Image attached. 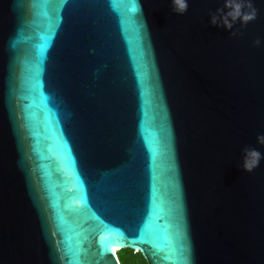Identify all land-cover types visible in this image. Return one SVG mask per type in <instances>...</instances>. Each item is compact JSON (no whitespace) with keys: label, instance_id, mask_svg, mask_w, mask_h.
<instances>
[{"label":"water","instance_id":"obj_1","mask_svg":"<svg viewBox=\"0 0 264 264\" xmlns=\"http://www.w3.org/2000/svg\"><path fill=\"white\" fill-rule=\"evenodd\" d=\"M262 137L264 0H0V264H264Z\"/></svg>","mask_w":264,"mask_h":264},{"label":"clouds","instance_id":"obj_2","mask_svg":"<svg viewBox=\"0 0 264 264\" xmlns=\"http://www.w3.org/2000/svg\"><path fill=\"white\" fill-rule=\"evenodd\" d=\"M177 2H178V0H174V5L177 4ZM186 8H187V4L186 3H183L181 6H174L173 11L182 13V12L186 11ZM135 11L139 12L140 14H142V8H141V6L139 4H137V6L135 8ZM253 17H254V13H253V16L252 17H249V18H253ZM210 23L212 25H214V26H217V27L220 26L217 23V17L214 14L211 15ZM145 26H146V23H145ZM232 35H235V33H232ZM255 43L257 45H259L260 44V41L257 40ZM261 139L264 140V137H262Z\"/></svg>","mask_w":264,"mask_h":264},{"label":"rangeland","instance_id":"obj_3","mask_svg":"<svg viewBox=\"0 0 264 264\" xmlns=\"http://www.w3.org/2000/svg\"><path fill=\"white\" fill-rule=\"evenodd\" d=\"M120 254L123 264H146L145 262L141 261L139 257L130 255L124 251H121Z\"/></svg>","mask_w":264,"mask_h":264},{"label":"trees","instance_id":"obj_4","mask_svg":"<svg viewBox=\"0 0 264 264\" xmlns=\"http://www.w3.org/2000/svg\"><path fill=\"white\" fill-rule=\"evenodd\" d=\"M121 251H124L125 253H128V254H130V255L137 256V257H139V259H140L141 261L144 262V260L142 259V257L140 256V254H139L138 251H135V252H134V251L131 250V249L125 248V249H119V250H116V251H115V254H116V257H117V259H118L119 264H123V262H122V260H121V254H120Z\"/></svg>","mask_w":264,"mask_h":264},{"label":"bare ground","instance_id":"obj_5","mask_svg":"<svg viewBox=\"0 0 264 264\" xmlns=\"http://www.w3.org/2000/svg\"><path fill=\"white\" fill-rule=\"evenodd\" d=\"M115 249H116V248H113V250H112L113 253H115Z\"/></svg>","mask_w":264,"mask_h":264},{"label":"built area","instance_id":"obj_6","mask_svg":"<svg viewBox=\"0 0 264 264\" xmlns=\"http://www.w3.org/2000/svg\"><path fill=\"white\" fill-rule=\"evenodd\" d=\"M134 252H135V250H134Z\"/></svg>","mask_w":264,"mask_h":264}]
</instances>
